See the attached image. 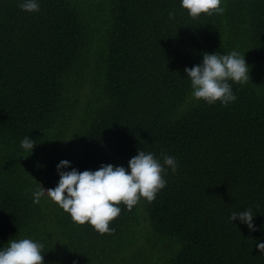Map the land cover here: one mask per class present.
<instances>
[{
	"label": "trees",
	"instance_id": "1",
	"mask_svg": "<svg viewBox=\"0 0 264 264\" xmlns=\"http://www.w3.org/2000/svg\"><path fill=\"white\" fill-rule=\"evenodd\" d=\"M19 2L0 0V247L38 240L45 264H264V0H223L198 18L180 0ZM232 50L251 66L237 100L194 99L184 69ZM139 148L179 167L153 201L121 203L114 232L47 195L34 202L60 160L127 167ZM248 208L255 232L229 218Z\"/></svg>",
	"mask_w": 264,
	"mask_h": 264
},
{
	"label": "clouds",
	"instance_id": "2",
	"mask_svg": "<svg viewBox=\"0 0 264 264\" xmlns=\"http://www.w3.org/2000/svg\"><path fill=\"white\" fill-rule=\"evenodd\" d=\"M222 3L223 0H180L181 7L193 18L222 13ZM18 6L23 11L38 12L40 0H20ZM184 71L191 81L193 98L209 105L219 101L228 106L235 102L237 96L233 83L245 84L251 78L246 53L238 50L228 53L206 51L201 63L186 67ZM37 143L30 136H25L20 146L31 155ZM178 167L175 156L162 153L158 157L156 153L140 148L138 154L128 161L127 167L102 163L95 170L80 171L71 161L62 159L57 164L60 177L57 185L34 191V202L39 203L47 193L53 202L70 214L74 222L88 223L101 234L110 233L115 231L110 223L121 214V203L130 211L141 198L153 201L167 185L165 173L169 168L175 172ZM237 217L252 232L259 230L251 208L232 212L229 218L234 223ZM256 247L264 252V242L257 240ZM44 249V243L29 237L10 239L0 247V264H45Z\"/></svg>",
	"mask_w": 264,
	"mask_h": 264
},
{
	"label": "rangeland",
	"instance_id": "3",
	"mask_svg": "<svg viewBox=\"0 0 264 264\" xmlns=\"http://www.w3.org/2000/svg\"><path fill=\"white\" fill-rule=\"evenodd\" d=\"M45 189H47L46 187H44ZM43 189V188H42ZM45 195H47V193H45ZM51 200V199H49ZM50 204V203H49ZM60 236V235H59ZM61 244V246H60ZM59 250H63V247H62V243H59L58 247H57Z\"/></svg>",
	"mask_w": 264,
	"mask_h": 264
}]
</instances>
